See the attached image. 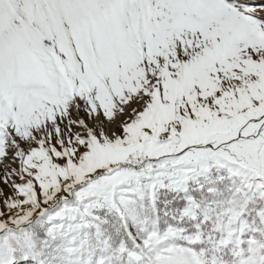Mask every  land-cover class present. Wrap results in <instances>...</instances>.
I'll use <instances>...</instances> for the list:
<instances>
[{
	"label": "snow or ice",
	"instance_id": "obj_1",
	"mask_svg": "<svg viewBox=\"0 0 264 264\" xmlns=\"http://www.w3.org/2000/svg\"><path fill=\"white\" fill-rule=\"evenodd\" d=\"M0 264H264V0H0Z\"/></svg>",
	"mask_w": 264,
	"mask_h": 264
}]
</instances>
